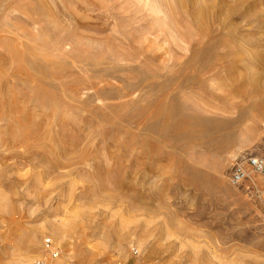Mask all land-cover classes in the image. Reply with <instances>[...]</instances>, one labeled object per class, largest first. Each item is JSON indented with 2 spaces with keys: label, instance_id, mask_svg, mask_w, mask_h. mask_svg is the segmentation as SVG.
I'll return each instance as SVG.
<instances>
[{
  "label": "rangeland",
  "instance_id": "374dc122",
  "mask_svg": "<svg viewBox=\"0 0 264 264\" xmlns=\"http://www.w3.org/2000/svg\"><path fill=\"white\" fill-rule=\"evenodd\" d=\"M243 156L264 0H0V264H264Z\"/></svg>",
  "mask_w": 264,
  "mask_h": 264
},
{
  "label": "built area",
  "instance_id": "2783aa9c",
  "mask_svg": "<svg viewBox=\"0 0 264 264\" xmlns=\"http://www.w3.org/2000/svg\"><path fill=\"white\" fill-rule=\"evenodd\" d=\"M252 175H258L264 179V156H243L236 159L229 172L228 184L232 188L242 187L245 182L250 181ZM250 190L256 192V186L251 185Z\"/></svg>",
  "mask_w": 264,
  "mask_h": 264
},
{
  "label": "bare ground",
  "instance_id": "6f19581e",
  "mask_svg": "<svg viewBox=\"0 0 264 264\" xmlns=\"http://www.w3.org/2000/svg\"><path fill=\"white\" fill-rule=\"evenodd\" d=\"M13 264H16V263H14V262H12ZM17 264H23V263H17ZM25 264H30L29 263V261L28 262H26Z\"/></svg>",
  "mask_w": 264,
  "mask_h": 264
}]
</instances>
